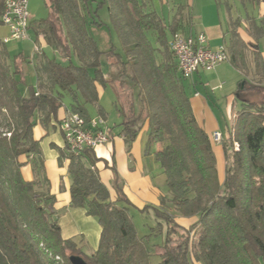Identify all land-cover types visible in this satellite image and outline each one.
<instances>
[{"label": "trees", "instance_id": "trees-1", "mask_svg": "<svg viewBox=\"0 0 264 264\" xmlns=\"http://www.w3.org/2000/svg\"><path fill=\"white\" fill-rule=\"evenodd\" d=\"M6 2L0 0V26ZM46 2L48 17L32 18L29 26L38 51L12 54L0 36V264H71V255L82 256L88 264H152L154 254L159 264H264V79H256L264 77V15L256 13L264 0H215L230 13L235 3L243 10L224 37L228 59L243 78L235 92V120L222 141V183L213 138L195 116L190 78L182 75L170 47L180 22H167L152 0ZM104 9L109 23L102 18ZM242 19L248 21L255 42L242 37ZM93 26H107L109 49L99 47L90 32ZM250 47L251 62L246 52ZM103 57L110 64L108 74L103 72ZM97 84L110 85L116 93L122 120L109 126L111 134L121 127L130 148L147 125L145 153L153 154L163 170L165 188L159 205L137 209L115 165L113 199L101 180L96 167L101 159L94 150L75 155L66 142L63 147L53 144L60 165L68 161L71 206L85 209L101 226L98 247L88 254L83 239L62 234L57 198L33 130L38 124L47 129L53 125L63 133L58 115L67 97L70 112L87 120L95 117L88 107L99 101ZM23 156L28 161H22ZM28 162L33 180L21 172ZM133 208L153 214L155 226L149 235H138ZM178 215L196 220L186 226L176 220ZM156 234H162L163 241L152 252L148 241Z\"/></svg>", "mask_w": 264, "mask_h": 264}, {"label": "crops", "instance_id": "crops-1", "mask_svg": "<svg viewBox=\"0 0 264 264\" xmlns=\"http://www.w3.org/2000/svg\"><path fill=\"white\" fill-rule=\"evenodd\" d=\"M217 27L218 28L215 29V27L212 26L209 27L207 31H199L206 33L212 48H218L220 45L224 44L225 31L222 26ZM180 31L190 33V31ZM191 32L196 33L198 31L191 29ZM224 63L225 62L220 65ZM220 65L212 71L199 70L188 82L190 88L192 90L195 89L194 95L191 97V103L198 122L205 128L211 137H213L215 132L220 131L224 138L227 133V126L232 117L233 109L239 107L235 92L238 88L239 81L243 78V74L231 64L232 68L236 70L239 76V78H237V85L225 93L216 94L218 89L224 88L222 72L221 70L217 71ZM109 86L110 85L104 87L101 84H97L99 101L91 106L97 108L98 115L104 117L110 128H112L114 125L121 122L122 116L118 110L116 93L112 86L114 93L113 105L116 111V121L113 124H110L108 121L110 114L107 113L106 108L100 104ZM67 98H65L64 106L59 110V120H62L70 113L69 108L71 99L69 97ZM91 116L94 115L91 114ZM147 130L148 127L145 125L137 139L129 148L125 141V137L120 134L121 127L118 126L112 131L113 136L111 141L94 150L96 156L101 159L97 162L96 167L99 170L101 180L109 187L112 198L115 199L116 197V192L113 188L114 173L112 170V166L115 165L119 175L125 181L124 191L137 209H142L149 203L159 205L165 188V175L163 170L156 163L153 154L145 153L148 138ZM33 131L35 139L40 140L41 143L44 155L45 175L50 180L51 192L54 193L57 198L55 209L58 214L62 234L65 238H74L77 241L83 239L82 245L84 246V250L90 254L98 247L101 226L98 219L92 215H88L85 209L71 206V180L67 174L68 161L60 165L58 160L59 151L56 147H53V144L57 147H63L65 145L63 133L58 127L51 125L50 128L47 129L41 124L36 125ZM218 146H220L218 147L220 154L223 155V149H221V147L223 148V144L221 143ZM214 149L216 150L215 144ZM21 160L26 162L28 158L23 156ZM224 163L225 159L223 156L222 166H219L217 163V167H225ZM21 172L26 180H33L35 178L33 166L29 162L22 167ZM218 178L221 183L224 181L225 170L221 169L220 172L219 169ZM195 220V218L182 217L178 222L188 226Z\"/></svg>", "mask_w": 264, "mask_h": 264}, {"label": "rangeland", "instance_id": "rangeland-1", "mask_svg": "<svg viewBox=\"0 0 264 264\" xmlns=\"http://www.w3.org/2000/svg\"><path fill=\"white\" fill-rule=\"evenodd\" d=\"M152 4L154 9L158 11V13L167 21L171 22L173 19H176L180 22V30L182 31H190L196 30V31H207L209 27L214 26L215 29L218 28L217 26H222L224 31H226V28H228L230 22L233 23V21L240 16L242 13V7L240 4H233L231 13L228 11L226 5H217L215 0H152ZM29 11L32 15L33 19H39V18H45L48 17L50 13V8L47 5L46 0H29ZM256 13H260L261 15H264V5L260 6L256 9ZM103 20L109 23L108 19V14L106 12V9H104L101 12ZM193 16V18L191 17ZM109 29L107 26H104L102 28L93 26L91 28V34L94 36V38L97 40L99 47L102 50H107L111 46V36L108 31ZM239 31L241 32L242 37L245 40H251L252 42H255V39L253 36L250 35V29L248 28V21L242 19V26L239 27ZM9 34L8 28L4 25L0 26V36L3 38ZM112 39L114 43L118 44V39L114 32H112ZM171 41V40H170ZM170 42V47H171ZM38 45L37 43H35ZM9 50L11 51L12 54H16L19 51H25L26 54L32 55L34 51V40L32 38L25 40V41H18V40H11L7 44ZM262 50L264 52V41L261 42ZM45 50H48L45 48ZM44 51V50H43ZM50 52V50H48ZM248 55V59L251 62L253 60V55H252V49L251 47L246 51ZM52 55L53 53L50 52ZM42 57L36 58L35 62L41 61ZM224 64L220 65L217 68V71L222 72V80L224 82V88L218 89L216 91V94L218 93H225L228 90L233 89L237 85V78H239L238 73L234 68H232L230 61L228 59V55H226V59H224ZM102 67H103V72L104 74H108L109 69H110V64L109 61L106 57H103L102 59ZM251 64V69L254 71V65L253 63ZM230 65V66H229ZM230 67V68H229ZM250 72V76L253 75L254 72ZM263 75L260 74L256 79H264L262 77ZM252 78V77H251ZM30 79H32L30 77ZM253 79V78H252ZM254 78V80H256ZM187 81V80H186ZM215 82V81H214ZM188 84V82H187ZM111 86H109L103 95L100 104L106 108L107 113H109V123L113 124L116 121L115 117V107L113 105L114 101V93L113 89ZM195 89L192 90V95H194ZM212 92V91H211ZM213 93V92H212ZM249 97V96H247ZM252 99H257L258 97L252 96ZM68 100V98H67ZM122 104V102L120 101ZM238 108L233 109L232 112V117L229 122V125L231 126L234 123L235 120V113ZM88 112L92 115H98V110L94 106H89L88 107ZM104 118V117H103ZM213 138V137H212ZM214 141V139H213ZM223 141V140H222ZM214 141V144L216 145V157H217V163L219 166H222V157L224 156L225 159V154H224V149H223V155L220 154V150L218 147L219 144L222 143ZM224 165L226 166V159ZM220 169L225 170V167H218V171ZM153 214L150 213L149 216H146L145 214H142L136 209H132V216H133V221L136 225L137 228V233L140 237H144L150 234L151 232V226H155V221L153 219ZM182 216H177L176 220L178 221ZM163 241V236L162 234H156L152 235L150 237V240L148 241V246L150 250L153 252L154 247L156 244H161ZM42 244H40V248H42ZM89 249V248H87ZM48 257H52L51 254L48 255ZM56 259H59V261L62 263V259L57 257ZM152 264H159L160 258L157 255L152 256ZM200 264V263H198Z\"/></svg>", "mask_w": 264, "mask_h": 264}, {"label": "built area", "instance_id": "built-area-1", "mask_svg": "<svg viewBox=\"0 0 264 264\" xmlns=\"http://www.w3.org/2000/svg\"><path fill=\"white\" fill-rule=\"evenodd\" d=\"M9 8L10 16L4 20L3 24L8 28L9 34L3 37V41L9 43L11 40L30 39L29 26L32 15L29 11V0H11ZM171 41L179 69L185 78H191L199 70L212 71L224 62L223 48H226L225 45L212 48L205 32L178 31ZM39 48V45L34 44V50L38 51ZM82 120H85L84 116L70 112L61 121L65 142L75 155H79L86 149L95 150L111 141L112 134L103 117H93L89 127H82ZM213 139L216 142L222 141V133L215 132Z\"/></svg>", "mask_w": 264, "mask_h": 264}, {"label": "bare ground", "instance_id": "bare-ground-1", "mask_svg": "<svg viewBox=\"0 0 264 264\" xmlns=\"http://www.w3.org/2000/svg\"><path fill=\"white\" fill-rule=\"evenodd\" d=\"M9 6H11V0H7L6 2V6H5V9H4V12H3V15H2V20H3V23H4V20H7V18H9L10 16V8ZM171 49L173 51V45L171 43ZM223 58L225 59L226 58V48H223ZM89 123H92V118L89 120H87L85 118V120H82V127H89Z\"/></svg>", "mask_w": 264, "mask_h": 264}, {"label": "water", "instance_id": "water-1", "mask_svg": "<svg viewBox=\"0 0 264 264\" xmlns=\"http://www.w3.org/2000/svg\"><path fill=\"white\" fill-rule=\"evenodd\" d=\"M69 260L71 264H88V262L80 255H71Z\"/></svg>", "mask_w": 264, "mask_h": 264}]
</instances>
